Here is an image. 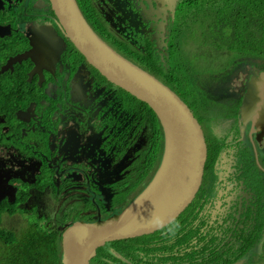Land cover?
<instances>
[{
    "label": "flooded vegetation",
    "instance_id": "af4514ba",
    "mask_svg": "<svg viewBox=\"0 0 264 264\" xmlns=\"http://www.w3.org/2000/svg\"><path fill=\"white\" fill-rule=\"evenodd\" d=\"M76 2L94 32L171 89L203 130L202 183L161 229L166 251L203 255L197 264H264V122L241 116L264 61L231 56L223 72L222 63L201 69L208 55L185 51L177 20L185 0ZM0 3V264H63L70 225L119 214L149 185L163 129L75 48L48 0Z\"/></svg>",
    "mask_w": 264,
    "mask_h": 264
},
{
    "label": "water",
    "instance_id": "95a60500",
    "mask_svg": "<svg viewBox=\"0 0 264 264\" xmlns=\"http://www.w3.org/2000/svg\"><path fill=\"white\" fill-rule=\"evenodd\" d=\"M48 1L75 48L110 82L144 102L164 134L161 163L143 192L117 215L94 223H73L64 231L63 264H90L108 243L151 235L189 206L202 183L207 146L189 107L166 85L106 44L90 27L76 0ZM241 110L242 118L264 122V70L247 81Z\"/></svg>",
    "mask_w": 264,
    "mask_h": 264
},
{
    "label": "trees",
    "instance_id": "16d2710c",
    "mask_svg": "<svg viewBox=\"0 0 264 264\" xmlns=\"http://www.w3.org/2000/svg\"><path fill=\"white\" fill-rule=\"evenodd\" d=\"M177 20L188 33L184 43L187 50L200 45L204 53L206 48L219 49L226 45L230 46L234 59L244 51L250 58L264 61L260 57L264 52V0H185L184 13H179ZM176 31L179 32V27ZM230 35L233 36L228 38ZM202 60L206 71L213 72L215 66L206 63L207 57L202 56ZM176 79L181 82L179 73ZM165 240L160 230L140 238L116 241L108 245L114 252L100 249L92 264H197L198 258L204 261L203 255L194 257L191 253L190 257L185 253L183 261L182 257L166 251L170 246H166Z\"/></svg>",
    "mask_w": 264,
    "mask_h": 264
},
{
    "label": "rangeland",
    "instance_id": "374dc122",
    "mask_svg": "<svg viewBox=\"0 0 264 264\" xmlns=\"http://www.w3.org/2000/svg\"><path fill=\"white\" fill-rule=\"evenodd\" d=\"M188 36V33L186 32L185 33V38ZM233 35H230V36H228V38L229 37H232ZM231 45V44H230ZM195 46H197V47H200L199 45H195ZM230 47V46H229ZM229 47H226V45H224V47H221V48H217V49H213V48H206V49H204L205 50V52L207 53V55H208V59H207V61H206V63L207 64H210V65H213V66H215V67H219L220 65H221V63L224 65L223 66V68H218V72H220L221 70H222V72L224 71L223 69H225L227 66H228V64L229 63H231L232 62V60L234 59V57H235V55L232 57V59H230V62L229 63H225L226 62V60H227V57H231L233 54L232 53H230V51H229ZM247 47V46H246ZM245 47V48H246ZM222 49V50H221ZM242 49L244 50V47H242ZM2 50V49H1ZM203 50V49H202ZM185 51L187 52V51H193V50H187V49H185ZM226 51L228 52V54L226 53ZM241 54V56H239V57H237L236 59L237 60H240L241 58H250V56L249 55H246L245 54V52L243 51V52H241L240 53ZM260 57H262V58H264V52H263V54L260 56ZM236 59H234V61L236 60ZM205 63H203V61L202 62H200V67H201V69H202V67H204V66H206V65H204ZM207 124H208V122L207 121H205V123H204V126L207 128L208 126H207ZM206 139H207V141L208 140H211L212 139V141H214L216 138H214L213 136H211L210 134L206 137Z\"/></svg>",
    "mask_w": 264,
    "mask_h": 264
}]
</instances>
